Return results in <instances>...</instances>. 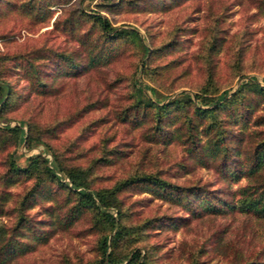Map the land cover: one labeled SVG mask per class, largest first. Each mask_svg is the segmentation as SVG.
<instances>
[{
	"label": "rangeland",
	"instance_id": "rangeland-1",
	"mask_svg": "<svg viewBox=\"0 0 264 264\" xmlns=\"http://www.w3.org/2000/svg\"><path fill=\"white\" fill-rule=\"evenodd\" d=\"M153 1L0 0V77L12 90L9 103L0 108L1 120L29 121L27 132L44 138L67 167L86 170L89 186L96 189L133 172L165 170L179 159L182 145L149 141L145 130L151 117L138 126L123 119L125 110L141 103L132 83L141 44L131 35L103 39L98 24L85 13L95 10L115 26L138 30L149 48L140 80L164 101L183 89L214 94L225 89L229 95L249 77L264 85V0H182L171 7ZM97 49L111 53L81 73L52 76L57 67L62 72L74 68L72 61L87 62ZM261 100L263 104L264 96ZM15 146L14 137L0 131V175L7 167V152ZM109 150L126 155L115 158ZM109 156L110 163L90 164ZM170 169L178 170L175 165ZM171 170L162 176L178 183L213 179L210 168L181 175ZM242 181L217 184L230 183L234 189ZM8 190L6 212L0 213L5 236L26 197L29 220L15 235L17 252L3 264L99 263V241L109 223L93 206L41 172ZM119 199L125 231L112 248L117 257L137 247L146 264H233L264 248V222L241 212L203 215L177 228H146L140 224L148 218L185 212L146 191L129 189Z\"/></svg>",
	"mask_w": 264,
	"mask_h": 264
},
{
	"label": "trees",
	"instance_id": "trees-1",
	"mask_svg": "<svg viewBox=\"0 0 264 264\" xmlns=\"http://www.w3.org/2000/svg\"><path fill=\"white\" fill-rule=\"evenodd\" d=\"M122 1L105 0L104 3L115 5ZM181 1L153 2L161 7H171ZM85 14L98 24L99 34L103 39L112 41L131 35L139 40L142 54L135 69L137 76L132 79V83L137 97L141 98V103L133 105L131 110H125L123 119L138 126L142 125L147 117H151L152 123L145 130L146 138L163 145L179 143L182 145V154L165 170L133 172L110 187L96 189L89 186L86 170L79 166L67 167L44 138L27 132V127L31 128L29 121L20 118L15 124H11L1 120L0 114V131L10 133L15 139L16 146L22 149V152H18L15 146L6 154L7 167L0 175V213L6 212L4 206L10 195L9 186L24 182L35 173L48 174L93 206L109 223L108 231L101 235L99 241L101 258L98 264H125L124 259L130 263L146 264L137 247L119 257L112 249L125 231L121 218L122 211L119 208V196L129 189L134 192H149L157 198L181 207L185 212L181 215L148 218L140 224L146 228L154 225L177 228L186 225L192 218L235 212L264 222V102L260 104L261 96H264V85L249 77L243 79L229 95L225 89L215 94L205 89L203 93L183 89L176 97H167L164 101V98L156 94L155 88L140 80L139 74L145 68L149 48L138 30L132 26H115L106 15L95 10ZM102 51L93 50L87 62L82 64L72 61L70 65L74 68L68 66L64 72L57 67L56 73L52 76L83 72L88 66L109 57L111 52L101 54ZM68 58L73 60L71 55ZM67 64L68 61L64 63ZM209 76L208 81L211 80V74ZM44 85L45 82H41V86ZM46 88L47 86H44V89ZM11 93L9 82L0 77V108L9 103ZM23 98L26 100L28 97ZM139 108L145 112L140 114ZM177 112L179 114L175 115ZM34 147H40V150L33 153L25 152ZM109 153L114 154L115 158L126 155L125 152L119 151L113 153L109 150ZM24 154L28 155L22 164L19 159ZM100 161H103L102 164L110 163L112 156L94 158L90 164L96 165ZM174 165L178 170L172 172L170 168ZM199 167L212 169L213 179L202 181L197 178L193 182L178 183L162 176L165 171L171 170V173L178 172V175H181ZM241 180H244L242 184L234 189L230 183L217 184L220 181L237 183ZM35 189L28 192L29 196ZM19 205L20 213L12 232L5 236L0 225V264L17 252L18 243L15 242V235L29 220L26 217V210L30 205L27 197L21 200ZM246 256L245 261L237 259L233 264H264V248ZM193 264L200 263L196 260Z\"/></svg>",
	"mask_w": 264,
	"mask_h": 264
}]
</instances>
